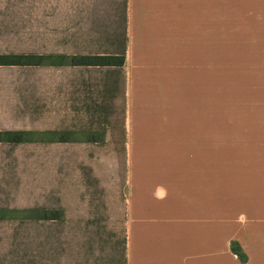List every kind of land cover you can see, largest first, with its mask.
<instances>
[{"label": "crops", "instance_id": "0c3cea01", "mask_svg": "<svg viewBox=\"0 0 264 264\" xmlns=\"http://www.w3.org/2000/svg\"><path fill=\"white\" fill-rule=\"evenodd\" d=\"M181 3L0 0V55L44 57L0 64V132H25L0 140V264H264L249 191L182 184L153 137L154 99L182 80ZM82 55L124 62L66 60Z\"/></svg>", "mask_w": 264, "mask_h": 264}, {"label": "rangeland", "instance_id": "374dc122", "mask_svg": "<svg viewBox=\"0 0 264 264\" xmlns=\"http://www.w3.org/2000/svg\"><path fill=\"white\" fill-rule=\"evenodd\" d=\"M180 11L181 63L173 69L182 80L154 99L153 137L170 139L166 153H182V184L207 176L242 187L246 211L262 224L264 0H182Z\"/></svg>", "mask_w": 264, "mask_h": 264}, {"label": "trees", "instance_id": "16d2710c", "mask_svg": "<svg viewBox=\"0 0 264 264\" xmlns=\"http://www.w3.org/2000/svg\"><path fill=\"white\" fill-rule=\"evenodd\" d=\"M63 59V57H60ZM44 57L35 55H0V64H25L42 62ZM66 60L74 65H122L124 62L123 55H82V56H71ZM25 132H0V140L7 141H20L25 138ZM71 133L60 132L57 133V140L63 141L70 138ZM88 139H94V136H89ZM60 212H43L41 213L42 218H58Z\"/></svg>", "mask_w": 264, "mask_h": 264}]
</instances>
